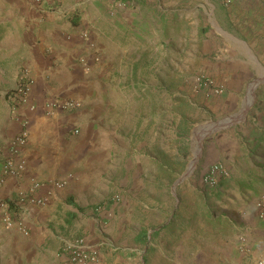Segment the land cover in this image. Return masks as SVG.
<instances>
[{"label":"crops","instance_id":"obj_1","mask_svg":"<svg viewBox=\"0 0 264 264\" xmlns=\"http://www.w3.org/2000/svg\"><path fill=\"white\" fill-rule=\"evenodd\" d=\"M218 11L234 22L264 21V0H0L2 86L15 90L24 69L34 80L17 111L13 91L1 101L6 121L0 129L1 175L10 142L27 120L29 137L26 172L6 178L0 201L29 191L33 181H66L46 206L25 202L11 210L19 212L14 220L23 224L27 232L19 233L28 241L63 243L58 264H66L64 245L77 238L98 249L97 264H258L262 259L264 143L257 136L248 158L234 147L235 163L219 161L221 144L210 149L198 184L182 191L180 199L174 190L157 191L155 200L137 190L118 200H98V156L91 150L104 128L110 93H125L122 55L127 47L156 42L179 23L183 30L204 17L217 21ZM209 68L210 77L222 74L234 84L248 78L251 69L242 57H223ZM54 98L75 99L82 106L53 110L48 104ZM220 163L231 175H218L215 185L206 182L209 170Z\"/></svg>","mask_w":264,"mask_h":264},{"label":"rangeland","instance_id":"obj_2","mask_svg":"<svg viewBox=\"0 0 264 264\" xmlns=\"http://www.w3.org/2000/svg\"><path fill=\"white\" fill-rule=\"evenodd\" d=\"M225 15L218 11L217 21L204 17L183 30L179 23L171 35L165 29L156 42L148 39L127 47L122 55L125 93H110L104 128L98 136L94 133L97 146L91 150L98 156L94 177L100 184L101 203L137 190L152 200L157 191L174 190L180 199L182 191L195 189L199 167L210 149L221 144L219 161L235 163L239 159L235 148L248 158L254 152L249 149L254 136L264 143V21L234 22ZM223 57L248 59L249 77L234 84L222 74L207 75ZM198 79H210L212 88L201 87ZM254 84L255 99L246 109ZM214 87L222 93L211 92ZM3 88L0 77V129L6 122L1 101L14 91ZM199 127L206 132L202 152L188 173ZM235 135L239 144L234 146ZM18 213L14 210L12 217ZM28 240L6 226L0 206V264H58L61 241L37 246Z\"/></svg>","mask_w":264,"mask_h":264},{"label":"built area","instance_id":"obj_3","mask_svg":"<svg viewBox=\"0 0 264 264\" xmlns=\"http://www.w3.org/2000/svg\"><path fill=\"white\" fill-rule=\"evenodd\" d=\"M132 2L133 0H129ZM124 6L123 4L120 5ZM87 37V35H85ZM18 86L12 92V99L14 100L13 111H17L19 106L23 104L30 91L32 90L34 80L29 70L24 69L19 74ZM198 83L201 87L208 88L213 86V81L210 79H198ZM214 94H221L222 89L220 87H214L210 89ZM82 103L75 99H52L49 101L48 107L53 110H59L62 112L73 111L79 109ZM27 121L23 122L22 130L16 135L10 142L9 151L10 155L5 160L2 167V176L0 181L4 183L8 176L10 177H21L26 172L27 160L24 155V149L28 145V129ZM76 134L79 133L77 129L74 131ZM224 177L230 176L229 169L222 164L214 165L205 177V181L215 185L217 183L218 175ZM66 181H51L48 183H43L39 181H33L32 186L29 191L20 193L17 197L12 198L10 201H3L1 203V209L3 211V221L8 228L17 229L21 232H27L23 227V224L17 222L12 217L11 210L21 206L23 203L27 202L37 206H46L53 196V192L56 189H61L65 186ZM39 191H45L43 196H39ZM63 255L66 257V264H97L100 260V253L97 248L91 247L86 243L85 238H77L71 240V242L64 245ZM262 259L258 261V264H264V251L262 252Z\"/></svg>","mask_w":264,"mask_h":264},{"label":"bare ground","instance_id":"obj_4","mask_svg":"<svg viewBox=\"0 0 264 264\" xmlns=\"http://www.w3.org/2000/svg\"><path fill=\"white\" fill-rule=\"evenodd\" d=\"M255 85L254 84L251 89L249 90V97H248V100L246 102V109L251 105L252 102H254L253 100L255 99L254 98V89H255ZM257 89V88H256ZM256 96V95H255ZM244 117V116H242ZM242 120V119H241ZM216 126V125H215ZM210 127H214V125L210 126ZM211 128V129H212ZM207 129V128H206ZM206 135V132H202V127H199L197 129V152L195 153V157L194 159L192 160L191 164H190V167H189V172L188 173H192L196 167V163L198 161V157L200 155V151L202 152V147H203V138L204 136Z\"/></svg>","mask_w":264,"mask_h":264},{"label":"water","instance_id":"obj_5","mask_svg":"<svg viewBox=\"0 0 264 264\" xmlns=\"http://www.w3.org/2000/svg\"><path fill=\"white\" fill-rule=\"evenodd\" d=\"M261 82H263V81H261Z\"/></svg>","mask_w":264,"mask_h":264}]
</instances>
